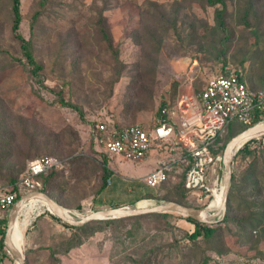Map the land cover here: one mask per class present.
Here are the masks:
<instances>
[{
  "label": "rangeland",
  "instance_id": "rangeland-1",
  "mask_svg": "<svg viewBox=\"0 0 264 264\" xmlns=\"http://www.w3.org/2000/svg\"><path fill=\"white\" fill-rule=\"evenodd\" d=\"M220 1L20 0L19 33L42 66L35 77L12 37L11 0H0V187L18 183L32 160L55 156L61 166L48 188L78 213L173 198L179 177L157 188L143 180L156 167L154 154L140 163L109 157L93 133L102 121L150 128L161 103L200 91L226 69L243 74L251 87L260 85L264 0ZM218 10L222 24L215 18ZM241 129L228 128L218 142L225 146ZM49 143L53 148L45 147ZM104 160L113 176L100 191ZM248 163L240 156L233 161L238 190ZM249 193L238 192L234 206ZM217 198L218 192L186 202L201 208ZM46 212L42 203L32 202L18 216L16 244L31 264H48L51 252L59 264H133L150 250L169 256L163 264H187L165 248L175 241L187 246L182 256L195 251L209 264H264L261 221L246 228L227 222L214 239L195 244L186 240L193 227L176 214L93 225L80 246L62 254L72 233ZM0 253L2 264H15L5 249Z\"/></svg>",
  "mask_w": 264,
  "mask_h": 264
},
{
  "label": "built area",
  "instance_id": "built-area-1",
  "mask_svg": "<svg viewBox=\"0 0 264 264\" xmlns=\"http://www.w3.org/2000/svg\"><path fill=\"white\" fill-rule=\"evenodd\" d=\"M263 113L264 80L262 88L252 90L240 82L234 70L226 69L208 79L202 90L182 93L174 102H166L152 127L135 124L115 128L99 123L93 139L109 157L140 163L154 154L156 167L143 179L151 188L166 183L173 171L187 169L186 187L197 200H208L220 189L222 154L213 151L217 140L232 121L251 126ZM59 165L55 157L32 160L20 186L37 191L41 187L37 178ZM15 202L14 193H0V211H8Z\"/></svg>",
  "mask_w": 264,
  "mask_h": 264
},
{
  "label": "trees",
  "instance_id": "trees-1",
  "mask_svg": "<svg viewBox=\"0 0 264 264\" xmlns=\"http://www.w3.org/2000/svg\"><path fill=\"white\" fill-rule=\"evenodd\" d=\"M210 5H215L217 3H220V0H204ZM20 0H11V13H12V26H11V33L13 39L18 43L20 51L22 53V56L26 62V65L29 67L30 73L38 77L39 72L42 70V66L37 63L35 60L34 54H33V49L29 41L25 40L22 35L19 33V28L22 20L21 12H20ZM222 10H218L215 13V18L216 20L222 24ZM238 76V79L240 82H245L248 86V82L245 77H243V74L240 72H236ZM263 80H261L260 85L258 87H251L249 86L250 89L252 90H258L262 88L263 85ZM204 87V86H203ZM202 87V89H203ZM201 89V90H202ZM175 98L171 100V102H174ZM60 102L64 106H70L69 104H66L63 102L61 99ZM166 103H161L158 109V114L160 111L165 107ZM67 106V107H68ZM71 107V106H70ZM264 119V113L262 115H257L255 120L253 121L252 125L259 122L260 120ZM100 123H107L105 121H102ZM99 124V123H98ZM115 128H123L126 126L130 125H135V124H129V125H123V126H117L115 124L107 123ZM235 125H240L241 126V131L245 130L249 126L239 122V121H232L225 129V131L228 128H232ZM97 126V125H96ZM95 126V130H96ZM94 130V131H95ZM224 131V132H225ZM240 131V130H239ZM240 131V132H241ZM238 132V133H240ZM236 133L235 135H237ZM233 135V136H235ZM232 136V137H233ZM231 137V138H232ZM230 138V139H231ZM219 140V139H218ZM216 142L217 148L213 150L216 154H222L223 149L225 146L220 144L219 142ZM45 147L48 148H53V145L51 143L46 144ZM241 157L242 159H249V163L247 164L246 168L239 174V177H242V180L240 181L243 184V187L241 190H238L236 188V178L238 177L236 173L233 171V164H232V180H231V187H230V192H229V197H228V202H227V209H226V215L223 220V222L217 224V225H212V226H207L204 224H200L190 218H181L179 217L182 221L189 223L193 228L190 234H187L186 240L187 244H195L199 241H210L214 239V237L217 235V232L221 230V226L227 222H235L238 226H241V228H246V227H251L255 223H259L260 221L264 223V136L253 139L246 143L236 154L234 162L238 157ZM46 157H55V156H46ZM57 158V157H55ZM58 159V158H57ZM61 165H59L56 168H53L44 174L40 175L37 178V181L40 184V188L37 189V191H42L46 194H48L51 198H53L58 204L62 205L63 204L60 202V200L54 195L52 186L51 188H48L49 185H52V172L56 171ZM101 172H102V177H101V190L102 191L106 186H107V181L111 179L113 176V173L109 170L107 167V163L104 160L101 167ZM186 170L184 169L183 172L181 173H176L173 171L172 173L169 174L168 176V183L172 179H176L179 177V184L174 187L175 192L173 195V198H163L164 200L167 201H173L176 203H179L181 205L187 206V207H193L189 204H187L186 199H194L197 201L196 197L194 194L191 193V191L186 187L185 185V174ZM20 181V180H19ZM11 187H0V193H6V192H12L15 194V201H17L20 197L25 195L26 193L30 192L29 190L23 188L20 186L19 182L16 183L14 180L10 181ZM164 183V184H166ZM162 186V185H161ZM252 190L253 193L245 194L242 195L241 198L239 199L240 203L237 204V206H234L236 200H237V194L238 192H245L246 190ZM254 198L257 199L256 202H249V199ZM197 208V207H196ZM7 212V211H6ZM262 212V213H261ZM0 213H5L4 211H0ZM51 219L57 223H59L63 228L66 230L70 231L72 235L69 237V239H66L64 248H62L61 253L66 254L70 250H72L75 247H78L82 244L83 240L88 237V229L90 227H93V225H104V226H109L112 224H120V223H125L128 221H136L140 220L145 217H167L169 214H148V215H141V216H136V217H130V218H125V219H120V220H113V221H100V222H91L89 224H86L82 227H71L68 226L64 223H62L60 220H58L56 217L51 215L50 213L46 212ZM5 229H6V217L0 218V250L4 249L2 240L5 234ZM166 249H169L171 251H174L178 255H181V258H186L188 259L187 264H209V260L206 259L205 257H199L197 258V253L195 251H190L187 253V255L182 256V251L184 249H187V246H181L179 245L178 241L169 242L166 246ZM149 254L146 258L143 259V261H134L131 260L133 264H163L165 262L169 261V256L165 255L162 257V250H157L156 252L153 251H147ZM53 254H57L54 252H51V257L48 258L49 263L48 264H59V260L57 258L53 257ZM162 257V259H161ZM0 264H2V258H1V253H0ZM26 264H31L28 256H26Z\"/></svg>",
  "mask_w": 264,
  "mask_h": 264
},
{
  "label": "water",
  "instance_id": "water-1",
  "mask_svg": "<svg viewBox=\"0 0 264 264\" xmlns=\"http://www.w3.org/2000/svg\"><path fill=\"white\" fill-rule=\"evenodd\" d=\"M264 136V119L249 126L237 135L233 136L225 145L222 153L220 191L221 203L219 209H212L209 204L206 207L194 208L166 200H140L132 204L108 208L87 213H78L58 204L53 198L42 191H31L20 197L6 214V229L2 244L6 252L17 264H26V258L21 248L12 241V231L22 208L29 201H36L45 205L48 213L56 217L62 223L71 227H82L91 222L113 221L148 214H176L183 218H190L207 226L217 225L223 222L232 180V164L238 151L249 141ZM149 202L146 206L140 203Z\"/></svg>",
  "mask_w": 264,
  "mask_h": 264
},
{
  "label": "bare ground",
  "instance_id": "bare-ground-1",
  "mask_svg": "<svg viewBox=\"0 0 264 264\" xmlns=\"http://www.w3.org/2000/svg\"><path fill=\"white\" fill-rule=\"evenodd\" d=\"M218 192V198H217V201L214 203V204H212V205H210V207L212 208V209H219V206H220V203H221V191H220V189H219V191H216L215 193H217ZM214 193V194H215ZM32 202H36V201H29L27 204H30V203H32ZM149 202H146V201H143V202H141L140 203V206H146L147 204H148ZM26 204V205H27ZM25 205V206H26ZM45 206V205H44ZM24 208V207H23ZM22 208V209H23ZM22 211V210H21ZM20 214V213H19ZM19 216V215H18ZM18 219V218H17ZM16 225H17V221H16V223H15V225H14V228H13V231H12V241H13V243H14V241H15V245L18 247V245L16 244V236H17V230H16ZM15 264H17V263H15Z\"/></svg>",
  "mask_w": 264,
  "mask_h": 264
},
{
  "label": "crops",
  "instance_id": "crops-1",
  "mask_svg": "<svg viewBox=\"0 0 264 264\" xmlns=\"http://www.w3.org/2000/svg\"><path fill=\"white\" fill-rule=\"evenodd\" d=\"M17 223H18V219H17ZM16 228H17V225H16Z\"/></svg>",
  "mask_w": 264,
  "mask_h": 264
}]
</instances>
